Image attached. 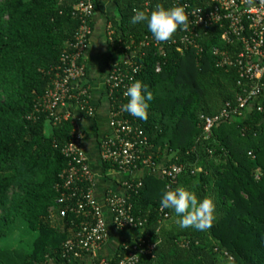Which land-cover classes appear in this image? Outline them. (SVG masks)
I'll return each mask as SVG.
<instances>
[{
	"label": "trees",
	"instance_id": "obj_1",
	"mask_svg": "<svg viewBox=\"0 0 264 264\" xmlns=\"http://www.w3.org/2000/svg\"><path fill=\"white\" fill-rule=\"evenodd\" d=\"M80 1L0 0V237L8 234L16 217L35 233L29 248L0 247V264H92L64 255V243L77 238L80 225L90 221L91 214L60 217L56 213L60 208L57 186L71 159L64 149L77 134L74 111L85 118L96 114L89 116L74 101L68 120L55 124L46 111L28 118L57 74L63 73L61 55L70 49L81 24L74 14ZM111 1L114 10L107 24L114 34L110 40L107 30L113 49L108 71L114 62L127 71L136 70L135 80L146 84L153 97L146 121L125 112L148 139L143 158L151 157L143 176L129 174L124 180L131 212L143 224L121 231L134 235L118 243L105 257L107 264H117L126 245L132 246L141 237L155 246L137 264H264V112L257 109L258 99L248 100L241 114L232 112L215 124L208 138L204 136V116L217 115L226 103L237 107L238 97L256 85L257 81L246 80L239 84L235 68L217 66L221 51L233 54L242 46L222 38L227 28L223 22H188V31L178 28L165 43L156 42L146 24L130 23L134 9L150 13L157 5L171 8L189 3L204 14L215 9L214 0ZM93 2L95 14L100 2ZM94 14L89 18L93 32ZM88 48L80 59L86 67ZM123 58L132 64L124 65ZM116 95L107 96L111 107L116 99L127 103ZM80 130L84 144L90 133ZM162 163L184 166L170 186L165 177L152 171ZM100 167L103 174L117 169L102 159ZM144 167L140 162L138 168ZM129 184L132 187L126 189ZM177 186L213 199L215 220L210 229L165 230L164 223L176 222L177 217L160 207V196L166 188ZM165 212L169 217L163 219Z\"/></svg>",
	"mask_w": 264,
	"mask_h": 264
},
{
	"label": "built area",
	"instance_id": "obj_2",
	"mask_svg": "<svg viewBox=\"0 0 264 264\" xmlns=\"http://www.w3.org/2000/svg\"><path fill=\"white\" fill-rule=\"evenodd\" d=\"M179 1V0H177ZM216 7L213 11L202 13L201 9H195L189 3L182 5L188 22L195 25H210L212 23H227V28L222 38L227 42H239L240 50L233 54L221 51L217 59V66L235 68L242 80L256 82L244 95L238 97V105L232 108L226 103L217 115L204 116L205 138L211 135L215 124L221 119L229 118L232 112L242 113L248 100L258 99L257 109L264 112V0H214ZM95 12L93 0H81L74 8V14L81 20V24L75 33V39L70 49L63 51L61 55L60 69L62 74H57L52 87L38 100L34 111L28 115L29 119H35L39 113L46 111L57 124L72 117L70 107L77 101L89 116L97 112L92 102L91 87L85 83L87 67L80 59L85 55L93 33L89 18ZM109 38L114 34L111 25L108 24ZM187 38L186 36H184ZM183 38V39H185ZM180 47L179 50H183ZM217 52V50H215ZM235 54V55H234ZM120 59V58H119ZM124 65L132 64L128 58H123ZM108 71L105 77L107 96L123 98L127 87L135 82L136 70L127 71L121 68L119 63ZM137 69V68H136ZM161 69L160 64L157 70ZM138 70V69H137ZM118 98V97H117ZM116 99L114 106L109 111L110 131L101 137L99 142L100 159L111 162L117 167V171L131 174L138 170L140 162L150 167L151 157L143 158V151L148 146V139L144 131L131 121L124 111V102ZM38 113V114H37ZM74 131L77 132L75 139L64 149L71 159L68 167L62 172L63 182L59 183L57 190L59 197L57 204L60 206L56 215L65 217L68 213L91 214V220L82 223L77 232V238H71L64 243V255L76 259H84L85 254H94L106 244L109 238L108 214L115 228L122 231L131 227H140L143 221L135 217L129 201L127 191L125 193L107 192L105 196L106 209L98 202L95 196V175L89 158L83 148L82 131L78 122L74 121ZM153 164V163H152ZM184 169L183 165H156L153 172L165 177L169 186L176 182V177ZM128 182L124 181V185ZM132 184L126 186V189ZM108 212V213H107ZM169 217V213L163 214V219ZM155 244L146 238H138L132 246L125 248V254L117 264H137L141 256L151 253ZM92 264H107L105 258L99 259Z\"/></svg>",
	"mask_w": 264,
	"mask_h": 264
},
{
	"label": "crops",
	"instance_id": "obj_3",
	"mask_svg": "<svg viewBox=\"0 0 264 264\" xmlns=\"http://www.w3.org/2000/svg\"><path fill=\"white\" fill-rule=\"evenodd\" d=\"M100 10L94 14V32L90 41L87 52V76L85 83L91 87L92 102L96 106L97 112L95 117H83L75 109L77 124L80 128L90 133L84 141L83 148L89 158L92 170L95 175V196L98 202L106 209L105 196L107 192L125 193L124 180L129 174L117 170H108L103 174L100 167L99 142L96 135L100 138L110 131L109 111L110 101L105 92V77L108 73L110 58L113 55L112 46L107 42V16L113 12L114 5L111 0H99ZM116 58V56H113ZM112 58V60L114 59ZM73 114V112L70 110ZM74 115V116H75ZM96 132V133H94ZM163 164V163H162ZM164 165V164H163ZM162 165V166H163ZM148 167L138 169L131 173L133 177H141L147 172ZM108 213V212H107ZM165 230L179 229L176 222L167 221L164 223ZM109 238L106 244L98 252L85 257V262H96L102 257L112 254L118 243L125 237L134 235L133 232H121L115 228L108 214ZM93 263V262H92Z\"/></svg>",
	"mask_w": 264,
	"mask_h": 264
},
{
	"label": "clouds",
	"instance_id": "obj_4",
	"mask_svg": "<svg viewBox=\"0 0 264 264\" xmlns=\"http://www.w3.org/2000/svg\"><path fill=\"white\" fill-rule=\"evenodd\" d=\"M130 23L146 24L147 30L158 43L170 41L177 29L188 31V16L181 6L165 8L157 5L150 13L134 9ZM124 96L127 103L122 105V111L141 120L148 119L149 101L153 93L146 84L137 80L131 83ZM160 207L169 209L177 217L176 224L183 229L192 228L197 231H207L215 220V203L211 197H199L191 188L177 186L175 189L166 188L160 196Z\"/></svg>",
	"mask_w": 264,
	"mask_h": 264
},
{
	"label": "rangeland",
	"instance_id": "obj_5",
	"mask_svg": "<svg viewBox=\"0 0 264 264\" xmlns=\"http://www.w3.org/2000/svg\"><path fill=\"white\" fill-rule=\"evenodd\" d=\"M50 131H51V128L48 126L47 132L49 133ZM34 234L35 233H33L29 229V227L27 226L24 220H22L20 217H16L11 223L8 234L5 237H0V247L9 248V247L22 246L24 248H29L33 240ZM102 258H105V257H102ZM83 261L84 260H82V262Z\"/></svg>",
	"mask_w": 264,
	"mask_h": 264
}]
</instances>
